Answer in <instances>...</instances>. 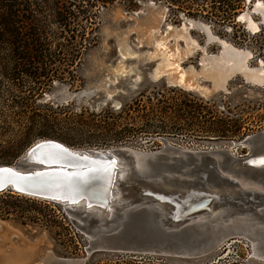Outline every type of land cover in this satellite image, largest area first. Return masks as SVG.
Listing matches in <instances>:
<instances>
[{
    "label": "rangeland",
    "instance_id": "rangeland-1",
    "mask_svg": "<svg viewBox=\"0 0 264 264\" xmlns=\"http://www.w3.org/2000/svg\"><path fill=\"white\" fill-rule=\"evenodd\" d=\"M151 1L165 9L160 31L163 32L167 26H179L189 20L202 23L207 25L211 34L218 39L225 40L237 48L247 49L251 53L248 60L250 66L264 67V21L261 13L253 9L255 0H245L241 12L249 13L253 21L257 22L259 30L256 32L247 29L244 21L238 20V16L232 23L217 24L213 20L191 17L182 12L172 17L164 3L153 0H138L137 7L131 10L125 9L122 3L116 0L100 11L98 40L86 51L77 69L79 79L73 84L68 80L55 81L39 97V113L53 121L50 122L52 124L47 136L43 138L55 139L80 150L132 149L148 155L147 161L144 159V165H134L153 175L152 179L157 177L160 181L167 182L186 180L194 185L215 183L214 186L225 187L226 183H218L214 179L217 177L214 170L224 172L229 168L235 169L236 160L244 158L252 151L251 146L243 143V140L264 129V80L259 85L251 84L246 82L241 74H235L227 81L226 90H218L210 95H204L199 90L170 85L166 77L153 78V69L158 61L147 54L153 50V45L140 42L135 32L128 34L127 42L136 55L122 59L121 55H118L119 52L117 53V38L112 32L131 26L135 18L143 16V4ZM261 1L264 3V0ZM114 6H120L124 13V16L116 21L104 15L110 9L119 8ZM105 24L111 32L103 42L100 30ZM189 33L200 46L205 47L207 53L220 52L219 41L208 42L205 31L192 26ZM180 44H183L182 41ZM91 53L96 61L101 60L102 63L89 59L87 56ZM200 56L201 51L198 48L183 61L182 66L190 64L199 69ZM118 61L125 66V72L122 74H114L108 70ZM101 78L109 79L108 88L114 90L110 96L105 89L93 88L94 95L90 97H81L79 100L61 98V95L83 89L86 85L94 86ZM200 83L209 85V82L203 79ZM154 85L165 89L171 87L179 93H191L204 100L214 99L211 106L214 105L218 115H227L230 119L226 127L236 130L217 136L186 130L181 120H173L172 125L166 123L162 129L147 130L141 127L139 119H122L120 124L112 126V130L120 131L124 127L126 132L123 136L118 140L107 136L106 132L111 127L107 124L114 122L115 114L121 108H127L139 92L150 95V91H154ZM114 100L120 103L118 107L111 106ZM110 111L113 118L109 115ZM131 114L134 116L133 112ZM225 122L221 123L222 126ZM17 133V123L11 120L10 110L5 109V101H0V164H16L19 156L41 139L33 140L17 157L6 156L5 152L9 151L7 146L16 139ZM128 156L127 153L119 154L123 164L128 161ZM126 167L129 168V165ZM229 174L234 176V179L238 176L250 177L242 173ZM138 177L147 176L138 174ZM13 195H0V264H42L47 255L86 258L84 264H121L125 261L134 264H264V256L256 254L254 248V244L258 242L252 238V234L250 236L252 231L264 238V223L241 213L234 214L233 217L239 219L246 216V219L254 222V229L251 225L243 229L247 233H235L222 239L216 248L201 256L178 257L120 251H97L86 256L84 249L89 244V238L80 228L85 222L82 215L76 210L65 209L59 203L29 199L16 193ZM240 225L241 222H237L233 227L241 230L243 227Z\"/></svg>",
    "mask_w": 264,
    "mask_h": 264
},
{
    "label": "water",
    "instance_id": "water-1",
    "mask_svg": "<svg viewBox=\"0 0 264 264\" xmlns=\"http://www.w3.org/2000/svg\"><path fill=\"white\" fill-rule=\"evenodd\" d=\"M149 3L154 4L152 1ZM104 15L107 16V11ZM87 57L90 59V54ZM92 95L94 93H81V97ZM72 98L77 99V96ZM111 106L114 107L113 103ZM244 142L251 148L258 142L260 145L249 155L236 160V170H228L255 173L257 169L264 168V129L247 136ZM37 145L44 147L33 153ZM117 152L79 150L55 139H40L19 156L16 164H0V169H10L16 174H2L0 192L9 189L26 197L76 210L86 218L80 227L89 238L84 249L86 256L97 251L178 257L207 254L220 244L221 239L234 235L230 231L217 230L211 220H202L223 204L231 205V212H250L259 221H264V209L258 211L264 204L261 193L241 192L234 197H225L215 195L205 184L188 183L186 188L168 189L163 185L166 180H145L142 177L128 180L121 174L129 169L122 165L118 154L133 152L127 148L117 149ZM111 161H115L114 168ZM214 173L218 183L236 184L217 169ZM124 197L128 199L125 201ZM80 202H83L82 210L68 207ZM90 208L98 210L96 216L86 217ZM260 246L262 249V244ZM262 250H257L261 256L264 254ZM85 261L86 258L50 255L42 264H84Z\"/></svg>",
    "mask_w": 264,
    "mask_h": 264
},
{
    "label": "trees",
    "instance_id": "trees-1",
    "mask_svg": "<svg viewBox=\"0 0 264 264\" xmlns=\"http://www.w3.org/2000/svg\"><path fill=\"white\" fill-rule=\"evenodd\" d=\"M114 1L0 0V101H5V109L10 110L11 120L18 126L16 139L7 146L6 156L17 157L36 138L46 139L43 137L53 121L39 113L38 99L55 81L68 80L73 84L79 79L77 69L86 51L98 40L100 11ZM118 1L127 10L139 4L138 0ZM153 1L164 3L172 17L182 12L217 24L232 23L245 3V0ZM153 88L150 95L139 92L127 108L115 114L114 122L107 124L111 126L107 136L115 140L123 136L124 127L112 130L122 119H139L141 127L147 130L162 129L173 120L183 121L186 130L217 136L236 130L226 127L230 119L218 115L214 105L211 106L214 99L204 100L171 87ZM109 115L113 118L111 111ZM13 193L16 192L8 189L0 195L14 196Z\"/></svg>",
    "mask_w": 264,
    "mask_h": 264
},
{
    "label": "bare ground",
    "instance_id": "bare-ground-1",
    "mask_svg": "<svg viewBox=\"0 0 264 264\" xmlns=\"http://www.w3.org/2000/svg\"><path fill=\"white\" fill-rule=\"evenodd\" d=\"M253 4L254 11L260 12L264 21V3L261 0H255ZM143 9H145L143 16L141 18H135L134 23L131 26H129L125 30L115 29L112 33L117 38L118 52L119 55H121L120 57L122 59L136 55V52L128 45L127 42L128 34L130 32H135L140 42L153 45V50L147 52L150 58H156L158 61L153 69V78L157 79L159 77H166V80L170 85H178L187 89L189 88L199 90L204 95H210L211 93L218 90H226L227 81L235 74H241L245 81L251 84L259 85L263 82L264 67H262V65H249L248 60L251 57V53L247 49L237 48L225 40L218 39V37H215L211 34L207 25L198 22H193V20L183 22L179 26H167V28H165V30L162 32L160 31V27L165 18V9L158 5L150 3H144ZM107 16L110 17L112 21H116L120 17H123L124 13L120 8H117L115 10L108 11ZM237 16L239 21H244L247 26V29H249L250 31L256 32L259 30L257 22L253 21L249 13L244 11L238 14ZM192 26H195L205 31L207 34L208 42L212 40H218L221 47L220 52L218 54L207 53L205 47L200 46L196 42V40L190 35L189 30ZM108 28L109 26L106 24L101 27L103 42L111 32ZM180 41H182L183 44H180ZM198 48L201 51L200 68L195 69L190 64L186 67L182 66L183 61ZM90 57L94 62H98L99 64L102 63L101 60L96 61L94 54L91 53ZM108 70L114 74H122L125 72V66L122 64V62L118 61L113 67L108 68ZM202 79L208 81L209 85L201 84L200 80ZM109 82L110 81L108 78H101L99 82L94 86L86 85L83 89L77 90L75 92H70L65 95H61V98L64 100H68L74 95H76V100H79L82 92L94 93V89L100 88L105 89L107 95L110 96L112 92H114V90H110L108 88ZM119 105L120 103L117 100L113 101V106L118 107ZM259 145L260 142H258L256 145H252V149H257ZM104 150H108L113 154L118 153L117 150ZM130 151H132L133 153L129 154L128 161L122 164L124 167H126V165H129V168L127 167L129 170L123 172L121 174L122 177L128 180H135L137 178H140L138 177L139 174L142 176H147L142 177L145 178V180H152L151 176L153 175L149 174L146 170H140L139 168H136L134 165H144V159L147 161L148 155H144L132 149H130ZM231 171L232 170H225L224 172H221L223 175L233 179L236 182L235 185L229 183L226 184V186H229L230 188H225L226 186L220 188L218 186H214L213 184L215 183H213L212 185L205 184V186L210 187L212 192L218 196L221 195L225 197H234L241 192H256L264 195V179H262L264 178V168L257 169L255 173H247L245 171H234V173H242L244 175L250 176L249 178L238 176L236 177L238 181L234 179V176L229 174L233 173V171ZM155 180L160 181L159 179H157V177L155 178ZM188 183L189 181L182 180L178 182H165L163 183V185L167 186L168 189H180L186 188ZM127 199L128 198L124 197L125 201ZM63 206L65 207V209L68 210L67 206ZM68 207L71 209L77 208L78 210H82L83 202L78 203L74 207ZM261 208L264 209V204L260 206V208H258V211H262L263 209ZM231 210L232 208L229 204L218 205V207L209 217H204L202 220H211L212 225H214L217 230H220L222 232L230 231V233L232 232L234 234L247 233L243 229H247L248 226L254 224V222H251L249 219H246V216L259 220L250 212H241V214H244L246 216L238 219L233 216L234 214L240 212H231ZM97 211L98 210L96 208L88 209V211L86 212V217L90 215L96 216ZM83 221H86V218ZM237 222H241L240 226L243 227L241 230L233 227L234 223L237 224ZM261 223H264V221H261ZM254 227L255 226L253 225L252 228L254 229ZM251 232L250 236L252 234V238L258 242L254 244V248L256 254L259 255V253H257V250L263 249L262 251L264 252V238H260L259 235H257L258 233L256 234V232ZM260 244H262V249L260 248ZM49 256L50 255H47L45 259H47ZM43 261L44 259L42 260V262Z\"/></svg>",
    "mask_w": 264,
    "mask_h": 264
},
{
    "label": "snow or ice",
    "instance_id": "snow-or-ice-1",
    "mask_svg": "<svg viewBox=\"0 0 264 264\" xmlns=\"http://www.w3.org/2000/svg\"><path fill=\"white\" fill-rule=\"evenodd\" d=\"M42 147H44V146H43V145H37V146H36V149L33 150V153H34L36 150H38V149H40V148H42ZM54 155H55V154H54ZM111 166H112V168L115 167V161H111ZM105 171H108V169H105ZM4 173H10V174H12V175H16L15 173H12V170H10V169H0V182H2V180H3V175H2V174H4Z\"/></svg>",
    "mask_w": 264,
    "mask_h": 264
}]
</instances>
